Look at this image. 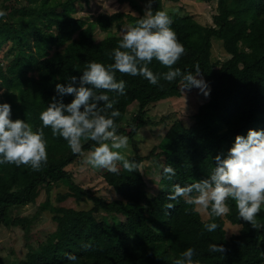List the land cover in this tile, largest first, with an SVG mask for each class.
I'll use <instances>...</instances> for the list:
<instances>
[{
	"label": "trees",
	"instance_id": "1",
	"mask_svg": "<svg viewBox=\"0 0 264 264\" xmlns=\"http://www.w3.org/2000/svg\"><path fill=\"white\" fill-rule=\"evenodd\" d=\"M28 1L18 5L20 0H3L0 5L7 12L0 19V51L10 43L14 52L8 62L0 59V84L5 89L3 102L12 108L11 118L25 119L36 129L42 127L39 113L57 95L55 84L68 83L69 76L78 78L91 61L111 63L110 54L120 38L113 29L134 24L145 8L138 0H118L130 5L132 11L99 13L91 20L73 14L82 3L92 0ZM216 3L211 25H202L189 14H170L171 27L185 48L174 67L187 72L199 64L210 94L194 114L191 126L175 120L168 127L166 146H160L154 157L162 158L163 166L172 165L177 174L168 181L161 169L155 194L148 192L139 169L128 173L121 168L119 175L102 174L109 192L115 195L112 199L83 188L69 170L83 164V156L73 154L65 140L52 136L50 128L43 129L48 160L41 170L0 165V223L5 227L29 229L28 219L10 211L34 203L41 188L49 191L63 184L68 190L57 195V202L69 198L91 202L88 209L50 206L47 202L41 205L52 211L56 228L44 240H36V246L28 245L25 258L18 264H173L188 247L195 249L194 259L199 264H264V228L254 229L237 219L231 201L230 212L214 218L219 227L211 233L203 230L208 218L203 220L183 200L173 202L170 209L164 207L172 184L183 186L208 175L214 166L213 157L225 154L235 135H246L248 129L264 130V0ZM161 5L162 0H152L153 11L162 10ZM95 29L106 36L96 40ZM214 41L220 42L229 58L212 59ZM149 67L154 73L167 71L156 60ZM116 78L126 82L125 95L117 97L114 105L121 113L115 118L117 132L129 137L134 152L127 158L140 166L153 157L151 152L140 154L136 140L142 128L153 124L147 118L149 106L178 95L179 81L161 79L159 85H151L139 76L119 72ZM71 99L63 97L65 103ZM93 143H84V154ZM101 211L114 215L115 220L98 219ZM118 215L124 220L118 221ZM223 217L241 226L237 234L226 236ZM257 219L264 223V211ZM210 243L222 244L224 253H210ZM67 253L75 254L77 260H66Z\"/></svg>",
	"mask_w": 264,
	"mask_h": 264
},
{
	"label": "clouds",
	"instance_id": "2",
	"mask_svg": "<svg viewBox=\"0 0 264 264\" xmlns=\"http://www.w3.org/2000/svg\"><path fill=\"white\" fill-rule=\"evenodd\" d=\"M151 5L152 0H146L143 16L121 29L118 46L110 54L111 63L91 61L78 78L69 76L68 83L55 84L57 95L39 113L42 127L34 129L25 119H12L11 105L0 102V165H27L34 171L41 170L48 160L43 129L50 128L52 136L65 140L70 151L83 156V163L93 169L116 175L121 168L128 173L139 171L137 162L126 158L122 151L128 148L129 137L117 132L115 118L121 113L114 105L117 97L125 95L126 82L118 80L116 73L139 76L151 85H159L161 79L169 83L178 80L181 91L196 88L205 97L210 94L199 64L187 72L174 67L185 48L171 27L170 14L153 11ZM6 16L7 12L0 9V19ZM153 60L167 71L154 73L149 67ZM109 93L115 95L110 97ZM65 96L72 97L70 102H64ZM88 141L94 143L85 155L83 145ZM213 165L202 179L183 186L173 183L164 207L170 209L173 202L183 200L197 214H207L203 230L211 233L219 227L214 218L227 215L231 201L237 219L254 229L264 228L257 219L264 211V130L248 129L246 135H235L227 152L213 157ZM176 174L172 165L162 166L164 179L172 181ZM208 251L222 255L225 249L222 244L210 243ZM195 256V249L188 247L173 264H199ZM65 259L75 262L77 256L67 253Z\"/></svg>",
	"mask_w": 264,
	"mask_h": 264
},
{
	"label": "rangeland",
	"instance_id": "3",
	"mask_svg": "<svg viewBox=\"0 0 264 264\" xmlns=\"http://www.w3.org/2000/svg\"><path fill=\"white\" fill-rule=\"evenodd\" d=\"M18 5L29 4L28 0H20ZM145 8L146 1L138 0ZM3 0H0V5ZM162 10L169 14H189L197 22L202 25H211L213 15L217 12L216 0L205 2L203 0H162ZM116 11H132L130 5L120 4L118 0H92L89 4L82 3L73 14L75 17H89L94 19L99 13L111 14ZM123 25L119 29L114 28L113 32L121 35V29L125 28ZM106 36L95 29V38L99 40ZM10 43H6L0 51V59L5 61L12 59L14 52L9 47ZM229 58L225 53L222 45L218 41L213 42L212 59L224 61ZM0 102H3V93L5 89L0 84ZM208 96L205 97L198 89L180 91L176 96L168 97L159 100L158 102L149 106L147 118L153 124L147 125L140 130V134L136 137L139 145V151L142 155L153 153L150 160H145L139 166V170L147 185V190L150 194H155L159 189L160 171L163 166V159L154 157L160 151V146L165 147V133L170 124L175 120L183 121L184 125L189 127L193 124V116L197 112L200 105L205 103ZM130 113L127 114V116ZM139 138V139H138ZM126 158L133 154V149L129 142L126 150H122ZM87 154V153H86ZM85 154V155H86ZM73 174L74 181L85 189L91 190L96 194L103 195L106 199L115 197L109 192V187L102 178V174L106 171L104 169H93L85 163L69 167ZM67 186L63 184L55 185L49 191L41 188L36 201L26 206H18L11 209L10 213L13 216L28 219L29 229L25 231L21 226L9 225L3 226L0 223V258L3 264H18L22 261L28 251V245L36 246V240H44L46 236L53 232L56 228V222L53 220V213L50 208H42L41 205L48 203V205H60L64 207H71L74 209H88L91 207L90 201L77 202L73 198H69L61 203L57 202V195L66 192ZM203 220L208 218L206 213H200ZM98 219L112 222L115 220L114 215L100 212L96 215ZM224 218V229L226 236L230 237L237 234L241 226L232 224L229 220ZM118 221L124 220L123 216H116Z\"/></svg>",
	"mask_w": 264,
	"mask_h": 264
}]
</instances>
